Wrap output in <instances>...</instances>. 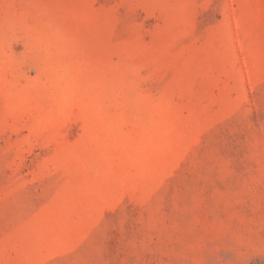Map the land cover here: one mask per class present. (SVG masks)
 <instances>
[{"label":"rangeland","instance_id":"rangeland-1","mask_svg":"<svg viewBox=\"0 0 264 264\" xmlns=\"http://www.w3.org/2000/svg\"><path fill=\"white\" fill-rule=\"evenodd\" d=\"M0 264H264V0H0Z\"/></svg>","mask_w":264,"mask_h":264}]
</instances>
